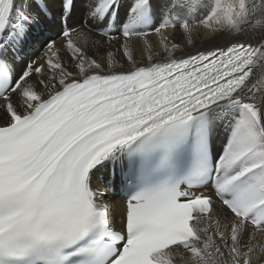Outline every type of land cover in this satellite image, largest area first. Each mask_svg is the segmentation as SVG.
<instances>
[{
	"label": "snow or ice",
	"instance_id": "1",
	"mask_svg": "<svg viewBox=\"0 0 264 264\" xmlns=\"http://www.w3.org/2000/svg\"><path fill=\"white\" fill-rule=\"evenodd\" d=\"M0 264H264V0H0Z\"/></svg>",
	"mask_w": 264,
	"mask_h": 264
},
{
	"label": "bare ground",
	"instance_id": "2",
	"mask_svg": "<svg viewBox=\"0 0 264 264\" xmlns=\"http://www.w3.org/2000/svg\"><path fill=\"white\" fill-rule=\"evenodd\" d=\"M167 35L169 36L170 41L179 42L181 45L185 46L187 51H192V52H194L197 49L209 48L216 44L224 45L227 42V40L230 39V37L227 36L220 37L219 39H211L212 34L207 29L201 28L199 32L194 34L193 36V40H194L193 45L188 46L186 43V37H184V35L182 34L179 28H177L175 31L170 29ZM148 39L153 44L155 50L159 51L160 37L150 33ZM136 47H137V53L139 54L143 50V41L137 42ZM217 147H220L219 141L217 142ZM120 199L121 198L117 197L118 201Z\"/></svg>",
	"mask_w": 264,
	"mask_h": 264
}]
</instances>
